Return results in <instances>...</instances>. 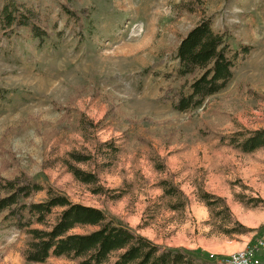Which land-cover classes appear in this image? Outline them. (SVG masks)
<instances>
[{
    "label": "rangeland",
    "instance_id": "rangeland-1",
    "mask_svg": "<svg viewBox=\"0 0 264 264\" xmlns=\"http://www.w3.org/2000/svg\"><path fill=\"white\" fill-rule=\"evenodd\" d=\"M180 1L70 0L82 17L80 32L60 12L63 0H35L47 23L43 44L25 29L12 37L0 31V180L32 177L159 245L224 264L226 254L264 241V206L247 207L237 197L264 201V146L243 153L207 134L264 128V0H203L205 13L179 11ZM205 15L232 46L252 51L225 89L178 112L162 96L186 80L176 75V47ZM108 141L119 152L105 165ZM69 152L93 157L77 163ZM64 160L96 172L107 189L127 191L117 199L95 194ZM162 179L182 191L183 209L170 206L176 198L163 197ZM200 189L223 198L250 231L222 233ZM24 239L0 227V264H78L55 257L27 262ZM261 253L264 264V248Z\"/></svg>",
    "mask_w": 264,
    "mask_h": 264
},
{
    "label": "trees",
    "instance_id": "trees-1",
    "mask_svg": "<svg viewBox=\"0 0 264 264\" xmlns=\"http://www.w3.org/2000/svg\"><path fill=\"white\" fill-rule=\"evenodd\" d=\"M60 12L75 22L82 31V17L63 0ZM35 0H0V31L12 37L20 29L43 44L48 36L47 23ZM179 11L203 7V0H181L174 6ZM87 17L88 11L81 10ZM252 47L246 44L232 46L223 33L212 27L210 16L205 15L180 40L176 47L178 61L176 75L186 79L177 88H168L163 101L170 102L178 112H189L201 107L212 95L227 87L239 62L246 59ZM221 145L231 146L243 153H251L264 146V128L239 129L228 134L209 133ZM105 155L111 160L119 152L114 142L104 144ZM77 163L92 159L91 154L69 152ZM69 172L95 194L117 199L127 191L107 189L99 182L96 172L83 170L64 160ZM104 165V166H105ZM156 167L162 169V164ZM163 197L176 198L173 209H183L182 191L172 181L162 179ZM44 197L36 200L38 193ZM199 197L211 216L218 220L219 230L227 235L243 234L250 229L241 225L229 210L225 200L202 189ZM247 207H263L260 197L237 195ZM222 221L227 223H222ZM0 227H12L25 236L22 256L31 263H44L49 258H66L78 264H218L209 256L185 247L159 245L135 230L115 222L102 209L73 202L60 190L32 177L0 180ZM81 230V231H77Z\"/></svg>",
    "mask_w": 264,
    "mask_h": 264
},
{
    "label": "built area",
    "instance_id": "built-area-1",
    "mask_svg": "<svg viewBox=\"0 0 264 264\" xmlns=\"http://www.w3.org/2000/svg\"><path fill=\"white\" fill-rule=\"evenodd\" d=\"M264 241L260 240L253 245L226 254L224 264H259Z\"/></svg>",
    "mask_w": 264,
    "mask_h": 264
}]
</instances>
